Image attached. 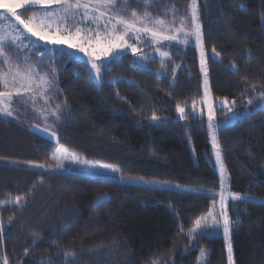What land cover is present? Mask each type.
Masks as SVG:
<instances>
[{
    "label": "trees",
    "instance_id": "16d2710c",
    "mask_svg": "<svg viewBox=\"0 0 264 264\" xmlns=\"http://www.w3.org/2000/svg\"><path fill=\"white\" fill-rule=\"evenodd\" d=\"M191 2L150 0L146 6L144 0H127L116 8L126 17L148 12L170 24L180 25L183 19L191 26ZM196 3L216 120L237 116L216 128L229 190L264 195V106L258 98L264 90V0ZM38 10L29 6L21 12L27 16ZM213 47L220 59L210 55ZM36 48L40 72L55 79L48 97L49 108L60 117L50 120L59 142L34 130L40 121L30 106L21 105L12 116L0 114V264L5 255L8 264H229V242L233 264H264V202L230 198L227 238L188 235L219 198L190 187L220 190L223 185L209 121L199 110L204 109V74L194 39L187 45L164 43L170 59L163 69L159 57L149 58L147 65L132 52L106 58L100 62L99 80L89 61L67 48ZM233 63L238 70L231 68ZM224 98L236 101L232 113L220 106ZM178 103L185 107L184 119L176 111ZM153 112L162 119L151 120ZM59 144L119 167L126 176L182 188L25 163L54 165ZM17 198L19 205L9 203Z\"/></svg>",
    "mask_w": 264,
    "mask_h": 264
},
{
    "label": "snow or ice",
    "instance_id": "6c2138e0",
    "mask_svg": "<svg viewBox=\"0 0 264 264\" xmlns=\"http://www.w3.org/2000/svg\"><path fill=\"white\" fill-rule=\"evenodd\" d=\"M119 2L127 3V0H75V3H73L72 0H0V9H4V12L0 13V20L3 21V23H0V62L7 64L9 69L12 70L10 56L5 49L10 46L8 44L9 41L14 44L19 42L16 44V47L19 49L24 40L27 39V33L30 34L31 37L35 38L29 41V44L33 49L37 47V41H43L53 45H66L69 48L76 49L79 52L84 53L89 58L91 68L95 71L96 76L99 79L102 73L101 67L97 61L102 58L116 56L121 51H125L130 48L133 54H139L142 61H147L149 59V57L141 53L135 45L128 43L127 37L130 34H137V40H139L138 34L143 33L150 35L152 42L154 43H159L160 41L179 40L180 43L184 45H187L192 38H194L195 45L199 48L200 53V70L204 74V91L201 102L207 108V118L209 121L208 128L210 129L212 148L215 150L216 161L220 165L221 175L223 176L224 165L221 159L220 144L217 140L214 125L212 123L215 119L216 113L214 102L211 99V91L208 81V54L205 51L201 25L198 22L199 18L196 0H192L190 5L191 30L189 31L185 26L187 22L181 19L180 27L175 28L171 35L165 34V32L171 29V26L166 25L163 20L154 21L156 25L165 29L163 32L159 31L157 28L148 27V20L150 19V13L148 12H145L141 17L138 13L133 11L131 13L132 20L124 19L123 16L119 15H109L112 9H114ZM144 3L146 6H149L150 0H144ZM52 5H55L56 7L50 8ZM26 6H39L40 10L32 12L31 15L24 16L19 10L26 9ZM81 9L83 10L82 12ZM12 18H14L15 22L18 23H12ZM69 20L72 21L71 24H69ZM89 22L94 23L96 28H82L78 26ZM140 23H143L144 27H138V24ZM109 25H111V27H109ZM20 26H22V28ZM101 27L104 29L103 32L99 30ZM120 28H122V31L119 30ZM181 36H183V39H180ZM24 46L27 47L28 45ZM55 51L58 52L59 49H56ZM157 51L160 53L161 68L163 69L166 67L165 58L170 59L169 53L162 52L159 49H157ZM210 55L216 57L217 59L221 58V54L217 52L214 47L212 48ZM176 67H179V65ZM231 68L238 70V65L233 63ZM172 75H175V71H173ZM18 81L21 86L15 87V84ZM0 83H2L5 89H9L7 91H0V114L12 116L13 110L11 104L13 102V96L15 95L19 97L22 91L31 92L33 90L31 87L34 83L33 70L30 66L23 73L18 69L14 70L12 72L11 81H9L7 73H0ZM52 83L53 82L48 81L45 77H41L37 87L40 85L51 86ZM249 87L253 91H256L255 84H251ZM258 98L261 101H264V90H260L258 92ZM247 103L249 105L253 104V99H249ZM235 104V100L229 101L227 98H224L221 101L220 106L227 109L228 112H231L232 107L235 106ZM59 108L60 106L57 105V109ZM195 108L196 102L193 101V114H195ZM176 111L179 114L180 119H184L187 115L185 107L181 106L179 103L176 105ZM49 115L54 117L56 120L60 119L56 112L46 114L45 118H48ZM201 115H203V109H201ZM150 119L153 121H159L162 118L153 112ZM43 130L45 132H50L51 137L56 139L57 143L59 142V138H57V133L55 131H50L47 127ZM52 158L56 161L54 165L38 164L32 161H27L25 163L40 168H64V161L71 158L73 161L89 166L90 169L105 168L110 169L111 171H116V169L112 168L110 165H101L99 161L82 159L75 153L69 152L63 146L55 149V154ZM104 195L106 196L107 194ZM231 195L233 200L244 199V197L239 194ZM103 198L104 197H101L99 199L102 200ZM9 203L19 205L21 201L17 198L16 201ZM213 204L215 205V202H213ZM219 207L220 211L218 214L214 212V208H210L206 214L197 218L194 226L189 229L188 235L194 239H199L200 235L205 233L209 227H214L219 224V220L217 219V215H219L223 218V229L225 237L227 238L229 234V217L223 191L220 193ZM209 218H211L212 221L211 226L207 223ZM12 222L13 218L9 217V223ZM3 231V221L0 220V234H2ZM200 252L201 256H203L205 249L202 248ZM227 252L229 264H232L233 255L231 242L227 244ZM63 254L65 256L75 255V253L71 252H65ZM3 264H8L7 255L3 256Z\"/></svg>",
    "mask_w": 264,
    "mask_h": 264
},
{
    "label": "rangeland",
    "instance_id": "374dc122",
    "mask_svg": "<svg viewBox=\"0 0 264 264\" xmlns=\"http://www.w3.org/2000/svg\"><path fill=\"white\" fill-rule=\"evenodd\" d=\"M73 3H75V0H72ZM29 7V6H26ZM55 5L50 6V8H55ZM40 10V9H39ZM38 10V11H39ZM103 10V9H102ZM21 11V10H19ZM83 10L81 9V12ZM4 9H0V13H3ZM37 12V11H36ZM123 10H117V8L115 7L114 9H112V11L109 13V15H119V16H123L124 19L127 20H132V17H126L123 14ZM31 15V14H30ZM140 15V14H139ZM141 17L143 15H140ZM79 18V17H78ZM157 20H162L159 18H152L150 17V19L148 20V24L147 26L150 28H157L159 31H165V29L163 27H159L158 25H156L154 23V21ZM164 21V20H163ZM114 22V21H113ZM187 22V21H186ZM199 22V20H198ZM0 23H3L2 20H0ZM12 23H18L15 22L14 18H12ZM72 21L69 20V24H71ZM164 23L166 25H170L171 29L167 32H165V34L167 35H171L172 31L175 28H179L180 25H175V24H170L166 21H164ZM200 23V22H199ZM79 27L82 28H92L95 29L96 25L94 23H84V24H80L78 25ZM188 30H191V26L185 25ZM22 28V26H20ZM109 27H111V25H109ZM138 27H144L143 23L138 24ZM11 30V29H9ZM101 32L104 31L103 27H101L99 29ZM119 30L122 31V28H120ZM139 35V40H137V34H130L127 37L128 43L129 44H133L135 45L136 48H138L140 50L141 53H143L144 55H147L149 58L152 57H160V53L157 51V49H159L162 52H166L163 48L164 43L167 44V42H178L177 41H160L159 43H154L152 42L151 36L148 34H138ZM27 39L24 40L23 44L20 45L19 49L16 47V44H18L19 42H16V44L12 43L11 41L8 42V44L10 46L6 47V51L9 53L10 56V63L12 65V70L9 69L8 65L5 64V68H3L2 66V62H0V73H7L8 74V79L9 81H11V76H12V72L14 70H19L20 72H25L27 68H29V66L32 68L33 70V78H34V83L32 84V91L31 92H21L20 96H13V102L11 104L12 110H18L20 111L19 107L21 105H26V106H30L32 108V110H34L36 112L35 114V118L37 116V120L40 121V123L34 126V130H36L37 132L45 135L46 137L55 140L54 138L51 137L50 132H45L43 129L44 128H49L50 131H53L52 126L50 125V120H52L54 117H52L51 115L48 116V118H45L46 114H50L53 112H56L54 109H50L49 108V103H50V98L48 97V93L49 90L51 88L54 87L53 84H55V79L53 76L50 75H46L44 73H41L37 64V60H36V52H37V48L33 49L31 47V45L29 44L30 40L35 39L34 37H31L30 34H27ZM180 39H183V36L180 37ZM194 38H192L193 40ZM191 40V41H192ZM24 45H28L27 47H25ZM37 45H44L48 48H54V47H65L67 48L72 54L80 57V58H85L86 60L89 61V58L84 54L79 52L76 49H72L67 47L66 45H53V44H48L45 43L43 41H37ZM147 45H151L152 48L150 50H147V52H145L144 50H142L143 48H145ZM127 52H132L131 49H127L125 51H121L118 55L116 56H121L124 53ZM116 56H110V57H116ZM107 57V58H110ZM139 60H140V64L142 65H147V61H142L139 54H138ZM27 58V59H26ZM104 59L106 58H102L101 60L97 61V63L100 65V62H102ZM167 59V58H165ZM90 63V61H89ZM91 65V64H90ZM93 70V69H92ZM93 72L95 73V71L93 70ZM96 75V73H95ZM41 77H45L48 81L53 82L51 84V86L49 85H40L39 87H37V85L39 84L40 78ZM97 77V76H96ZM98 79V78H97ZM100 79V78H99ZM98 79V80H99ZM20 82L18 81L15 84V87H20ZM9 89H5L3 91H7ZM211 99L214 102V107L216 106V102L213 99L212 95H211ZM17 101V103H16ZM204 109L203 107H199V110L201 112V109H203V113H205L207 115V108L205 105ZM262 106H264V101L262 102ZM232 113V112H231ZM251 112H246V114H250ZM57 114V112H56ZM237 119V116L234 114H230V116L228 118H225L224 121L222 122H218V120H216V116L215 119L212 121L213 125H214V129H215V133H216V128L219 126H224V125H228L229 123L235 121ZM58 138V135H57ZM63 145H57V147H60ZM64 147V146H63ZM66 148V147H65ZM69 152L71 153H75L77 156L81 157L82 159H88L83 157L81 154H79L78 152L74 151V150H70L68 148H66ZM88 160H93V161H99L96 159H88ZM101 165H109L106 164L102 161H99ZM64 168H51V169H55V170H59V171H68V172H72V173H78V174H84V175H88V176H94V177H103V178H111V179H115L118 181H122V182H131V183H137V184H142V185H146V186H154V187H163V188H175V189H180L182 188L181 185L176 184V183H172V182H168V181H162V180H157V179H145V178H136V177H129L126 176L122 173V170L119 167L112 166V168L116 169V171H111L110 169H105V168H101V169H90L89 166L78 163L76 161H73L71 158L67 159L64 161ZM223 179V185H222V189L217 190V189H213V188H208V187H202V186H197V187H190V188H194L197 191H201V192H207V193H211V194H217V196H219V198L217 200H215V205L213 204L214 208V212L215 213H219L220 211V193L223 191L224 196H225V203H226V209H227V202L230 198H232L231 194H239L240 196L244 197L243 200H252V201H258V202H264V195H260V194H255V193H245V192H231L229 190V177L227 174H223L222 176ZM217 219L219 220V224L214 226V227H209L207 229V231L205 233L211 235V236H215V235H225L224 234V229H223V218L219 215H217ZM208 225H212V221L211 218H209L208 220ZM229 236V234H228ZM234 263V261H232V264Z\"/></svg>",
    "mask_w": 264,
    "mask_h": 264
}]
</instances>
